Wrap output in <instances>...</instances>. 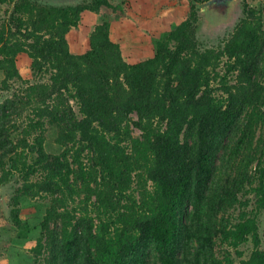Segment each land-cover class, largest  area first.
Wrapping results in <instances>:
<instances>
[{
	"label": "trees",
	"instance_id": "16d2710c",
	"mask_svg": "<svg viewBox=\"0 0 264 264\" xmlns=\"http://www.w3.org/2000/svg\"><path fill=\"white\" fill-rule=\"evenodd\" d=\"M206 1L191 0L187 19L134 63L108 20L91 31L86 52L70 49L67 33L82 13L114 9L110 0L8 1L5 87L22 79V52L48 76L0 104V184L19 177L13 206L52 198L34 264H235L250 241L239 264H264L256 217L264 209V11L245 0L231 36L201 49L197 5ZM50 128L57 154L45 146ZM12 218L26 236L19 208Z\"/></svg>",
	"mask_w": 264,
	"mask_h": 264
},
{
	"label": "rangeland",
	"instance_id": "374dc122",
	"mask_svg": "<svg viewBox=\"0 0 264 264\" xmlns=\"http://www.w3.org/2000/svg\"><path fill=\"white\" fill-rule=\"evenodd\" d=\"M8 1L6 0L5 2H1L0 0V31L3 27L13 26L11 15L14 12L15 6L14 2L9 3ZM41 1L47 3L50 2L48 0ZM87 1L90 0H67L62 2L58 1L56 3H73L75 5ZM180 1L187 2L188 7L186 8V11L182 10L183 12L178 11L176 13L178 18L177 20H179V22H168L169 16L166 15L164 20L165 22L161 26L153 27L150 30H144V28L141 30L137 29L139 32L131 30V28H128V25L126 28L113 27L112 23L114 20L123 19L121 21H128L127 16L130 13L125 10L122 5L116 6L114 4V9L102 7L98 12L85 11L82 13L79 24L72 27L67 33L70 49L73 53L86 52L90 47L89 39L91 31L97 24L108 20L111 24L110 36L115 42L120 44L122 48V54L127 61L134 63L141 59L151 57L154 54L156 42L159 39H162L166 33L175 29L189 16L191 12V0ZM208 1L209 0L206 2ZM244 1L245 0H236L234 4L231 3L233 7L232 10L239 9L238 13H236L238 17L241 15L240 18L242 17L241 10L243 8ZM248 2L252 7L258 9V11H264V0H248ZM205 3L203 5L198 3L197 5L198 11L200 13V19L196 37L201 49L213 48L222 45L223 40L231 36L235 25L240 21V18H238L236 15V17L232 20H227L226 10L224 7L211 6L206 8ZM209 20L212 23L222 20L223 24L221 23L215 26H210ZM16 62L22 79L10 81L9 89H7L4 85L3 81L5 75L0 69V104L6 98L11 97L15 90L25 89L29 83H35V81L40 79L48 81L47 75L41 76L40 74L35 73L32 68V58L27 53H19L16 58ZM26 115L27 112H25L21 118L18 119L19 124H23L28 121ZM133 117L137 118L136 114H134ZM133 132L137 136L141 134V131L135 127H133ZM257 136L261 138L264 137V124L259 126ZM45 137V146L47 151L53 154L59 153L62 148L54 141L56 137V130L54 128H50L46 131ZM21 185L22 183L19 182V177H17L15 174L11 176L7 183L0 184V264H34L35 253L33 252V249L36 247L38 239L41 235V223L44 218L46 208L52 202V198L45 194L43 197H23L19 200L18 205L13 206V198L17 193V189H19ZM250 197L254 198L253 195ZM14 207L19 208L21 221L23 224L27 225L26 231L28 234H26V236H22L23 231L21 233L20 229L14 224L15 222L12 218V210ZM250 212L253 214L256 213L255 204L253 201L251 202ZM233 214V216L236 217L238 211L234 212ZM256 217L260 226V234L263 238L261 247L264 249V209L260 212H257ZM19 233H21L20 236ZM253 245L254 244L251 241L241 245L239 249L244 253L243 256H235V264H239L241 258H249L254 248ZM227 248L228 247L225 245L220 246L218 249L219 252L221 251L220 253L223 254V251ZM233 252L235 251L233 250Z\"/></svg>",
	"mask_w": 264,
	"mask_h": 264
},
{
	"label": "crops",
	"instance_id": "0c3cea01",
	"mask_svg": "<svg viewBox=\"0 0 264 264\" xmlns=\"http://www.w3.org/2000/svg\"><path fill=\"white\" fill-rule=\"evenodd\" d=\"M110 2L116 6L122 5V7L130 13L127 16L128 21H121L123 19L114 20L112 23L113 27L126 28L128 25V28H131L133 31H137V29L141 30L142 28H144V30H150L153 27L161 26L165 22L166 15L169 16L168 22H179L176 13L182 10L186 11V8L188 7L187 2H181L180 0H110ZM238 11L239 9H233L229 14L226 13L227 20H232L236 16L238 17ZM240 16L238 18H240ZM209 23L210 26H215L221 24L222 20L213 23L209 20Z\"/></svg>",
	"mask_w": 264,
	"mask_h": 264
},
{
	"label": "water",
	"instance_id": "95a60500",
	"mask_svg": "<svg viewBox=\"0 0 264 264\" xmlns=\"http://www.w3.org/2000/svg\"><path fill=\"white\" fill-rule=\"evenodd\" d=\"M50 2H62V1H67V0H48ZM234 2H236V0H209L208 2L205 3V7H211V6H222L225 7L226 9V13L229 14V12L232 10V4H234Z\"/></svg>",
	"mask_w": 264,
	"mask_h": 264
}]
</instances>
